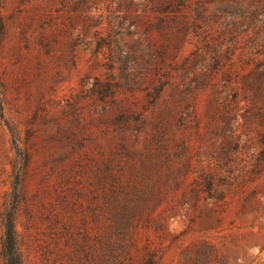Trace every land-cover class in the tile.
<instances>
[{
    "label": "trees",
    "instance_id": "16d2710c",
    "mask_svg": "<svg viewBox=\"0 0 264 264\" xmlns=\"http://www.w3.org/2000/svg\"><path fill=\"white\" fill-rule=\"evenodd\" d=\"M94 1H77L74 10L83 26L65 28L62 39L45 33L38 39L42 47L63 51L69 46L73 67L74 39H80L82 49L90 52L88 69L104 70L85 73L76 91L53 102L57 111L50 115L49 141H36L33 122L5 117L6 87L0 77V117L16 156L13 199L1 220L4 264H30L17 220L37 155L39 161L50 156V242L55 252L50 264H165L166 250L196 225L210 228L229 192L226 176L208 166L197 169L193 159L197 90L212 86L214 76L174 83L164 69L166 58L180 50L181 35L165 33L155 55L149 34L138 27L187 31L211 26L212 4L218 11L236 3L251 24L264 14V0H103L96 24L90 10ZM224 26L229 28L217 38L228 46L224 56L212 50L217 63L231 61L242 41L247 47L239 55L245 48L248 58L253 50V55L264 50V28L240 29L237 21ZM5 33L0 14V42ZM191 54L205 58L199 48ZM167 88L172 93L165 95ZM254 97L246 99L253 103ZM260 124L264 126V117ZM176 219L184 224L179 233L170 227ZM212 251L208 241L192 242L180 264H207Z\"/></svg>",
    "mask_w": 264,
    "mask_h": 264
},
{
    "label": "rangeland",
    "instance_id": "374dc122",
    "mask_svg": "<svg viewBox=\"0 0 264 264\" xmlns=\"http://www.w3.org/2000/svg\"><path fill=\"white\" fill-rule=\"evenodd\" d=\"M77 1L80 2L0 0V14L6 27L0 42V77L6 87L4 114L17 123L33 122L39 133L36 138L39 143L49 141L50 115L57 111L53 102L76 91L85 73L104 71L88 69L90 52L82 49L80 39H74V44H78L75 67L68 54L69 46L62 51L39 44L43 33L62 39L65 28L83 26L82 17L74 10ZM102 2L91 4L94 24L104 6ZM109 5L114 11V3ZM214 8L216 5L212 4L211 26H190L187 31L178 26L138 27L149 34L154 53L157 46L164 43L165 33L167 36L181 35L180 50L166 58L164 69L165 75L174 77V83L214 76L212 86L197 90L193 109L192 143L196 148L193 159L197 169L208 166L226 176L229 183V192L220 202L223 205L217 209L210 228L196 225L166 250L164 263L180 264L190 243L205 240L213 246L207 264H264V126L260 124L264 117V50L259 55H253V50L248 58L249 49L245 48V54L239 55L243 46L247 47L241 39L242 45L231 61L223 60L225 63L221 65L212 58L213 49H219L220 56H224L223 51L228 46L226 41L217 38L222 29L229 28L224 24L237 21L240 29L241 26L261 29L264 28V14L257 11L261 13L256 16L259 21L248 24L238 3L225 10ZM196 48L205 58L193 59L191 53ZM170 91L171 88H167L165 95L172 93ZM253 93L254 102L250 103L246 96ZM183 107L191 111L186 105ZM45 112L46 117L41 116ZM15 159L0 117V264H4L2 212L13 199ZM39 159L37 155V162L29 170L17 229L30 264H50V257L55 256L50 242V156L44 161ZM170 227L174 233H179L184 224L176 219Z\"/></svg>",
    "mask_w": 264,
    "mask_h": 264
}]
</instances>
